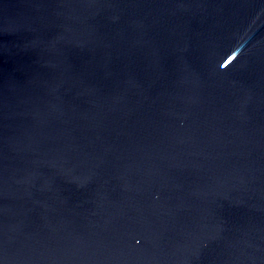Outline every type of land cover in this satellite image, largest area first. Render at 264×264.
Here are the masks:
<instances>
[{
	"label": "water",
	"instance_id": "water-1",
	"mask_svg": "<svg viewBox=\"0 0 264 264\" xmlns=\"http://www.w3.org/2000/svg\"><path fill=\"white\" fill-rule=\"evenodd\" d=\"M0 264H264V0H0Z\"/></svg>",
	"mask_w": 264,
	"mask_h": 264
}]
</instances>
